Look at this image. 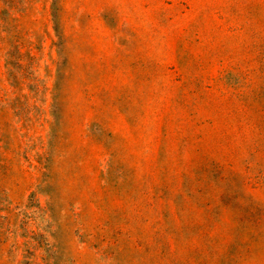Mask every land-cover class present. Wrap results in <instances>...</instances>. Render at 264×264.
Listing matches in <instances>:
<instances>
[{
	"label": "rangeland",
	"instance_id": "1",
	"mask_svg": "<svg viewBox=\"0 0 264 264\" xmlns=\"http://www.w3.org/2000/svg\"><path fill=\"white\" fill-rule=\"evenodd\" d=\"M0 264H264V0H0Z\"/></svg>",
	"mask_w": 264,
	"mask_h": 264
}]
</instances>
